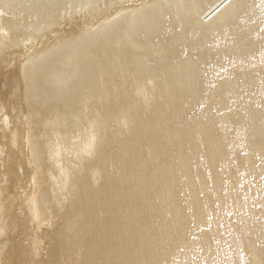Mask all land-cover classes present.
Returning a JSON list of instances; mask_svg holds the SVG:
<instances>
[{
	"label": "bare ground",
	"instance_id": "obj_1",
	"mask_svg": "<svg viewBox=\"0 0 264 264\" xmlns=\"http://www.w3.org/2000/svg\"><path fill=\"white\" fill-rule=\"evenodd\" d=\"M0 264H264V0H0Z\"/></svg>",
	"mask_w": 264,
	"mask_h": 264
}]
</instances>
